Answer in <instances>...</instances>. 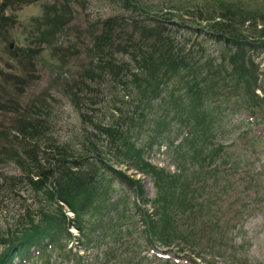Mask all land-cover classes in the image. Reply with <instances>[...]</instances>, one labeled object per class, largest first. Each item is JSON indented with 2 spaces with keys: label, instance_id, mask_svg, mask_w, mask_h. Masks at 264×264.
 Instances as JSON below:
<instances>
[{
  "label": "trees",
  "instance_id": "obj_1",
  "mask_svg": "<svg viewBox=\"0 0 264 264\" xmlns=\"http://www.w3.org/2000/svg\"><path fill=\"white\" fill-rule=\"evenodd\" d=\"M181 1L165 13L142 0H110L117 4L116 12L85 29L87 55L95 56L96 64L79 74L72 89L67 88L83 123L77 140L44 137L51 123L39 119L23 127L16 144H1L0 159L21 171L8 178L29 188L38 203L25 208V218L0 230V264H14L17 258L25 261L31 248L47 252L51 244L66 247L72 238L88 247L109 228L115 239L137 229L135 215L126 217L134 228L128 227L130 223L122 229L117 223L118 198L112 200L110 195L115 180L137 195L130 203L139 214L136 221L146 242L152 245L178 240L181 248L197 247V232L204 225H217L216 215L227 214L222 194L233 188L232 175L236 170L242 173L236 165L244 159L230 150L222 163L217 162L214 150L221 145L212 149L209 145L215 121L227 104L245 101L251 116L264 99L257 91L260 71L253 57L264 49V0ZM57 18L55 14L54 22L49 21L48 33L59 29ZM206 41L223 47L214 56ZM108 87L115 93L109 95ZM105 103L112 106L100 118L95 114L99 108H91ZM187 111L192 121L180 144L187 142L193 157L187 160L186 152H181L179 161L185 167L169 173L151 164L144 152L175 123L185 124ZM142 135L146 141L138 142ZM196 137H203L201 145ZM192 161H200V168L187 173ZM115 164L153 176L157 198L151 211L143 207L148 199L140 179ZM222 180L225 183L220 185ZM109 198L112 203L107 207ZM109 211L116 215H107ZM72 226L77 235L69 230ZM140 246L138 241L120 239L118 247L105 254L109 264H130L141 256ZM66 256L81 262L72 245Z\"/></svg>",
  "mask_w": 264,
  "mask_h": 264
},
{
  "label": "rangeland",
  "instance_id": "obj_2",
  "mask_svg": "<svg viewBox=\"0 0 264 264\" xmlns=\"http://www.w3.org/2000/svg\"><path fill=\"white\" fill-rule=\"evenodd\" d=\"M142 1L165 12L170 11L168 9L177 0ZM116 9L117 4L110 0H0V150L5 144H16L25 130L23 127L39 119L51 123L50 132L44 137L60 141L77 140V135L82 133L83 123L78 108L69 99L67 88L72 89L79 74L93 67L97 61L95 56L91 58L87 55L89 39L85 29L94 21L115 13ZM55 14L59 15L57 23L60 26L51 34L47 30L51 27L49 21L54 22ZM206 44L213 55H217L223 47L213 41H206ZM253 57L260 71L261 88L257 91L264 98V49L254 52ZM107 92L109 95L115 93L110 87ZM111 106V103L98 104L91 109L99 108L95 114L102 118L103 113H109ZM226 106L219 120L215 121L209 148L221 145L214 150L217 162L221 163L228 157L225 151L242 155L244 160L238 162L236 167L243 171L239 173L236 170L231 178L233 188H228L229 191L222 194V207L228 210L227 214L221 212L215 217L217 225H204L197 232L199 246L182 249L178 240L170 245L159 241L154 246L147 243L145 231H141L142 225L136 221L139 214L130 203L138 198L137 195L126 191L124 185L117 186L119 182L115 180L110 195L112 200L118 198L121 211L118 215L121 216L117 217V223L122 229L130 223L128 227L134 228L126 217L135 215L132 221L137 229L131 233L123 232L121 238L115 239L112 235L114 230L109 228L104 234L100 233V240L96 237V241L88 247L76 244L78 241L71 239L72 242L69 240L66 247L49 245L47 252L31 248L25 261L17 258L14 264H109L105 252L110 247L116 249L120 239L141 243V256L132 258L130 264H264V168L260 170L264 163V99L255 107L256 114L251 116L246 109L250 106L245 101L237 99ZM183 115L185 124L175 123L160 137L159 144L148 146L144 152L151 164L169 173L178 171L180 166L185 167L184 162L179 161L181 152H186L187 160L193 157L189 144H180L188 133L187 123L192 121L189 112H183ZM202 138L198 141L199 145ZM146 139L144 135L139 136L138 142H145ZM200 164V161H192L187 173L200 168ZM115 167L134 179H140L144 196L148 199L146 203L143 202V207L151 211L152 202L157 198L153 176L124 165L115 164ZM20 174V169L13 162L0 159L1 231L25 218V208L32 209L38 203L29 188L15 184L8 178ZM224 183V180L219 182L220 185ZM111 199L107 200V207L112 203ZM127 202L129 205H125ZM107 215L116 213L109 211ZM228 227L231 228L227 231ZM71 243L81 262L72 256L67 258Z\"/></svg>",
  "mask_w": 264,
  "mask_h": 264
}]
</instances>
